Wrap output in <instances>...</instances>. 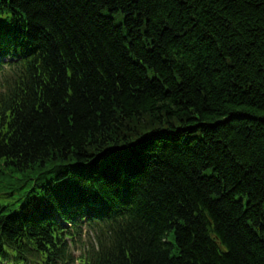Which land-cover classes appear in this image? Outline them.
<instances>
[{"label":"trees","instance_id":"trees-1","mask_svg":"<svg viewBox=\"0 0 264 264\" xmlns=\"http://www.w3.org/2000/svg\"><path fill=\"white\" fill-rule=\"evenodd\" d=\"M10 13L13 44L40 52L13 79L25 103L0 111V193L28 198L17 221L33 226L32 207L41 219L92 188L135 232L91 261L264 264V0H11ZM151 132L140 169L87 181ZM142 210L151 225L136 222ZM34 239L56 257L47 233Z\"/></svg>","mask_w":264,"mask_h":264},{"label":"bare ground","instance_id":"bare-ground-1","mask_svg":"<svg viewBox=\"0 0 264 264\" xmlns=\"http://www.w3.org/2000/svg\"><path fill=\"white\" fill-rule=\"evenodd\" d=\"M6 7L8 9V15L6 17H4V16L0 17V34L5 36V39H12V37H18V36L15 32L11 31V29L7 25L8 17L11 14L10 13L11 12V0H8L6 2ZM117 10L118 9H116L114 11H117ZM102 16L110 19L113 22L114 27H121L122 35H124L128 39V41L131 40V38L129 36L130 30L127 27V23H126V20L124 19V17H121V18L117 17L114 12H111L109 7H104V9L102 10ZM145 34H146V29H140V35L142 36V38L144 37L146 44H147V49H149V46L151 45V41L148 40V37ZM124 45H125V41L123 42V46ZM128 47H129V45H128ZM128 51L132 52L129 49H128ZM39 53L40 52L30 51L27 53V56L30 59H32L34 57L37 58L39 56ZM134 57H135V55L133 53V56L132 57L130 56V58L135 60L136 58H134ZM66 85L68 87V93L73 94V91H72L71 86H70L72 84L67 82ZM48 89H50V88H48ZM196 134H198V133H196ZM196 134H194V136H196ZM157 142H158V140H157V137L155 135V132L148 133V135L146 136V139L142 140V142H141L142 144L140 146H138V143H135L131 146L128 145V147L131 148L130 152L135 154V156H133L131 159H129L128 158L129 152L125 151L120 156L114 157V161L116 162L115 167H103V172L105 173V175H109L110 178L112 177L113 179H117L118 176L121 177V175L119 173L121 170L124 171V170H128L129 168H131L129 171H131L133 169H140V167H142L141 163L145 159L144 154H140V152L144 151V150H148L150 147L156 145ZM111 161H113V160L112 159L108 160L107 164H109ZM207 170H211V169L207 168ZM138 171L139 172H137L136 175H137V178L139 179L142 177L141 176L142 171H140V170H138ZM122 187L127 189L128 187H130V185L129 184H123V185H121L120 188H122ZM116 191H118V190H116ZM130 199L132 200L134 205H139V202L136 198L130 196ZM128 213H129V211H128ZM140 213L144 216H141V220L139 219L138 221H136L137 223L138 222L152 223V221L154 220L151 216L147 215V213L144 210L140 211ZM116 215L118 217H120V214H116ZM151 219H153V220H151Z\"/></svg>","mask_w":264,"mask_h":264}]
</instances>
